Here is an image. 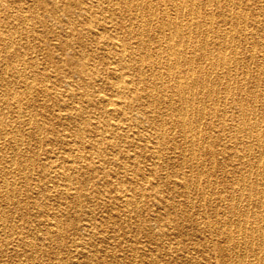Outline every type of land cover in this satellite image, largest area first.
I'll return each mask as SVG.
<instances>
[{
  "label": "bare ground",
  "instance_id": "1",
  "mask_svg": "<svg viewBox=\"0 0 264 264\" xmlns=\"http://www.w3.org/2000/svg\"><path fill=\"white\" fill-rule=\"evenodd\" d=\"M4 1L0 264H264V0Z\"/></svg>",
  "mask_w": 264,
  "mask_h": 264
},
{
  "label": "rangeland",
  "instance_id": "2",
  "mask_svg": "<svg viewBox=\"0 0 264 264\" xmlns=\"http://www.w3.org/2000/svg\"><path fill=\"white\" fill-rule=\"evenodd\" d=\"M2 2H3L4 4H6L4 0H2ZM33 27H34V26H33ZM34 28H35V27H34ZM36 29L40 30L39 27L36 28ZM45 32H46V31H45ZM57 32H59V27H58V26H57ZM49 39H50V40H53V44H54V43H57V39H56L54 36L50 35V36H49ZM30 40H31V43H33L34 46H35L36 43H37V41H36V40H32V39H30ZM37 51L42 52V50H37ZM42 65H43V66H42ZM45 67H46V65L44 64V60H43V59H40V62H38V64H37V68H38V70H40V71H45ZM46 75H48L49 77H51V79H54V77H57L58 80H59V73L52 72V71L50 72V70H49V71L47 72ZM50 83H51V82H50ZM155 206H156V205H155ZM194 211H195V209H194ZM145 217L148 218L147 215H145ZM148 219H150V218H148ZM196 238H197V239L200 238V233L196 232V233L192 234V235L190 236V241H195ZM142 239H143V238H142Z\"/></svg>",
  "mask_w": 264,
  "mask_h": 264
}]
</instances>
